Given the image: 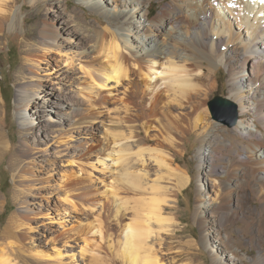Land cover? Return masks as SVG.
<instances>
[{"label": "bare ground", "instance_id": "bare-ground-1", "mask_svg": "<svg viewBox=\"0 0 264 264\" xmlns=\"http://www.w3.org/2000/svg\"><path fill=\"white\" fill-rule=\"evenodd\" d=\"M111 1L117 13L108 17L104 30L94 31L93 46L98 55L81 59L66 53L64 72L72 85L70 95H55L63 99L62 103L51 105L61 107L59 114H63L60 121L46 127L52 129L48 134L54 146L52 153L48 146H35L30 141L34 118L27 110L35 106V98L43 99L38 94H43L44 81L37 71L47 54L60 52L57 45L62 32L46 21L38 23L39 37L34 30L24 32L22 52L26 64L15 78L14 94L21 128L19 145H13L0 123V163L8 155L14 182L12 198L19 205L2 229L0 264H20L14 254L24 247L28 248L24 250L27 257L33 256L40 264H63L71 240L82 242L77 250L83 259L89 255L85 264H169L168 254L164 253L166 240L179 233L180 194L192 180L179 156L185 155V139L194 132L200 141L196 152L199 169H207L211 177L210 184L204 186L211 198L208 213L213 216L219 243L234 253L237 240L225 226L238 220L246 224L245 228L239 227L240 231L248 228L253 235L261 233L264 241L262 220L247 216L242 209L250 193H258L263 187L264 180L258 175L264 174V167H259L264 164V0H166L152 17L155 0ZM86 3L91 11L106 13L101 1ZM120 6L135 10L143 28L132 24L130 13ZM19 15L14 0H0V48L6 29L15 27ZM77 32L75 29L73 34ZM137 37L142 39L140 46L133 45L138 44ZM249 63L251 76L245 78L248 88L244 90L240 80ZM222 65L229 74L228 95L241 110L227 138L218 134L219 127L207 108L208 98L219 84L217 70ZM120 85L124 90L115 106L119 116H113L109 125H102L104 140L92 146L88 140L91 137L82 135L84 123L96 128L104 112L101 108L109 109L110 96ZM0 100L5 102L1 84ZM252 112L258 129H252L244 116ZM4 115L5 109L0 108V122ZM206 148L209 153L204 151ZM252 161L257 167L250 166ZM39 163L51 166L43 179L32 172L33 165ZM53 171L60 174L54 185L65 205L63 210L83 211L93 215V220L85 229L74 224L51 237L53 252L48 253L43 246H34L31 233L37 227V215L48 217L49 208L42 204L35 212V200L38 191L51 186ZM95 171L112 174L107 189L111 208L98 195L96 182L101 177L94 178ZM218 173L227 178L217 177ZM246 189L249 193L242 192ZM203 195L204 190L199 188L197 213ZM6 204L7 198L2 200L0 196V213ZM64 222L60 225L66 227ZM251 238L258 248L251 263L264 264L261 237L257 241ZM103 243L113 248V255L105 262L108 254ZM187 243L195 245V239ZM218 252L222 254L223 250ZM69 256L75 257L76 252Z\"/></svg>", "mask_w": 264, "mask_h": 264}, {"label": "rangeland", "instance_id": "rangeland-1", "mask_svg": "<svg viewBox=\"0 0 264 264\" xmlns=\"http://www.w3.org/2000/svg\"><path fill=\"white\" fill-rule=\"evenodd\" d=\"M14 1L15 9H19L20 12L18 22L13 29H6V35H4L3 37V41L0 48V84L5 99V102H2L0 100V108L5 109V115L0 123L3 124L4 130L10 135L13 145H19L21 139V128L15 113L14 94L16 90L15 78L22 71L23 66L26 64L24 54L22 52L24 47V32L25 30H34V32H36V37H39L38 23L40 24L41 22L46 21L52 25L54 24L53 26L58 28L62 32L61 36L59 37L60 44L57 45L60 48V52L55 51V53L47 54L42 60L40 69L37 72L38 75H40L38 77L42 78V81H44L43 89L41 90L43 91V94H38V96L43 97V99L41 100V98H35L37 103H33L35 106L27 110V114L30 115V118H34L33 122L30 124V141L35 146H48L50 148V153H52V149L54 146L51 141V136L48 135L50 131H52V129L46 127L47 125H50V123H53L52 121H60L61 118L59 117L63 115L59 114V112H62L61 107L51 106L52 104H54V102H63V99L59 100L58 98H55V95H58L60 97L70 95V86L72 85L70 84L71 80L66 77V74L64 72L65 69H67L65 67L66 59L68 58L67 55H69V57L71 56L74 58L81 59L86 58V56H90L89 54L93 56L98 55V51L96 50L95 46H93L94 31L104 30L108 22V17L113 14H116L117 11L116 8L111 6V0H99L102 2V5H104L107 9L105 14H102L101 12L91 11L86 3L90 0H83V4L79 3L80 0ZM165 2L166 0H155L152 3L151 17L158 12V10L162 7ZM122 8L126 11V13L127 11L130 13L129 17L132 16V24L142 29L144 23L140 20V18H137V14L134 12L135 10H132L129 6ZM117 9H119V7ZM113 10L115 11L113 12ZM75 29L78 32L76 34H73V31ZM138 40V44H133L131 38L129 39V42L132 43L134 46H140L142 39L138 38ZM89 44L92 45V49ZM132 47L133 46H131L130 49H132ZM247 67L245 68L246 72L244 73V75H242L243 77L241 76L240 80L242 82L244 90L248 88L246 79L249 78L248 76H251V73L249 71L250 69H252L250 63L249 65H247ZM217 78L219 84L214 90V92L210 94L208 98L209 102L207 108L209 110V114L212 116V119L216 122L219 127L218 134H222L223 136H225V138H227V131L233 126H229L221 117L217 116L213 105L211 104V102L217 97H226L232 100L228 95L229 74L227 68L224 65H222L217 70ZM122 90H124L122 88V85L117 86V89L110 96V98L112 99L110 100L111 103L109 102V109H107L106 107L101 108V110H103L104 112L100 115V119H98V125H96L95 129L89 128V123H84V126L82 128V135L91 137V139L88 140H90L89 144H91L92 146H98L100 145L101 141L104 140L105 136L104 133H102V125H109V120L112 119L113 116H119V112L116 111L115 106L120 103L119 96H121ZM232 102L236 107V112L239 120L241 117V110L239 109V106L235 101L232 100ZM252 114L253 112L251 113V115L244 114V116H246V119L250 120V127L252 129H258L256 128L255 124H253L254 122L252 121V118L254 116ZM47 130H49L48 133ZM199 146L200 141L197 137V134L194 132L188 135L185 139V155L179 156L180 163L184 167L187 166L189 168L190 173L192 175V180L191 183L186 188H184L180 194L177 213L180 219L178 227L179 233L176 237H170L166 240V250L164 253L168 254L167 261L169 264H253L251 263V258L258 254V248L251 237H254L253 239H255L256 241L258 238L261 237L260 239L263 241V235L261 233L256 232L255 236L253 235L252 231L248 228L246 232L240 231V228L246 227L244 220H238L237 222L229 221L225 226L226 231L231 232V234H233V237L237 240V246L236 248H234L235 254H232L230 249L228 250L226 246L221 245L219 243L220 239L217 236L218 234H215L214 231L215 225L213 216H210L208 213V209L211 204V198L208 195L207 188H205L204 186L205 183L210 184L211 177L208 176L207 169L204 170V172L200 171L199 169V164L201 162L198 158V155H196ZM204 151H206V153L210 152V150L207 148ZM254 163L256 164L255 161H252V163L250 162V166L257 167V165H255ZM259 167H262L263 169L264 164L261 163ZM37 168L39 169L35 170ZM49 169H51V166H47L45 165V163H39L33 165L32 172L35 176L43 179L47 177ZM58 172L59 171L52 172V177L50 178L51 186L47 189L42 188L41 191H38L36 193L37 195L35 200V212L39 211L38 209H40L41 207L39 205L41 204L43 207H48L49 210L47 218H44L41 215L38 217L37 215L34 222V225L37 227L36 229L32 230L33 232L31 233L33 237L32 242L34 243V246L35 244L36 246H43L42 248L48 250V253L53 252L52 245L54 244V240L51 239V237L58 236L59 233H61L62 231H68L72 227V225L74 226V224L75 226L78 225V228H81L83 226V229H85L86 227H88V225H90V221L93 220V215L89 214L88 216V214L83 211L66 212L63 210L62 206L65 207V205L60 202L57 191L58 187H55L54 185L56 184V182H58L57 180H59L60 177V174ZM95 172L94 178L97 179L98 177H101L100 179L98 178V181L96 182L98 191H100L98 195H100L104 202L106 200V206L111 208V204H109L110 195L108 194L109 191H107V189L109 190V184L111 181L110 176L112 177V174L110 172H106V174H101L99 173V171ZM258 175L264 176V174L261 173ZM216 176L227 178V176L222 173H218L216 174ZM101 179H105V183L104 181H101ZM261 185H263V187H260V192H254L257 195L254 193H250L247 200L244 201L242 209L247 214V216L262 220V222L264 223V180ZM199 188L201 190H204L203 197L205 199L204 202L201 203V207L198 210L200 213H197L196 207L198 205V202L196 194ZM13 191L14 182L12 179L11 170L8 165V155H6V157L3 158L2 162L0 163V196L2 200L7 198V204L3 208V211L0 213V240L1 233L3 231L2 229H4V227L8 223L9 217L15 211L19 210V205L16 204L12 198ZM247 191V189L242 190V192L246 193ZM251 212L253 213L251 214ZM199 214L202 216H198ZM62 221H65L64 224L66 227L60 225V222ZM190 239H195V245L187 243ZM262 241L261 246H263L264 248V241ZM57 242L58 241H56L55 243L59 244V242ZM81 243L82 242L80 240L70 241V244L66 247V252L69 251V253L68 256L65 255L63 259L64 261L62 262L63 264H85L86 261H89V255L85 256L84 259L78 255L79 251L77 249L79 248V245ZM102 248L108 254V256H105L104 262L109 261L111 256L113 255V248L105 243L102 244ZM25 249L28 248L24 247L22 249L15 250L14 256L17 258V261H19L20 264H25L26 261L31 264H40L39 262H37V259L33 256L27 257V253L24 252ZM218 249L219 251L223 250V253L221 254L220 252H218ZM73 252H76V256L70 258L69 255ZM242 256L245 257V260L241 259ZM24 259H26L25 262ZM233 261H235V263Z\"/></svg>", "mask_w": 264, "mask_h": 264}, {"label": "water", "instance_id": "water-1", "mask_svg": "<svg viewBox=\"0 0 264 264\" xmlns=\"http://www.w3.org/2000/svg\"><path fill=\"white\" fill-rule=\"evenodd\" d=\"M211 104L217 116L221 117L229 126H234L238 121L236 107L226 97H217Z\"/></svg>", "mask_w": 264, "mask_h": 264}]
</instances>
